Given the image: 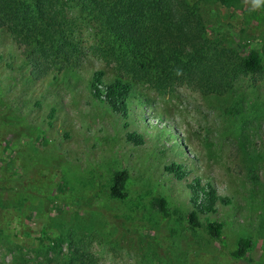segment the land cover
I'll return each mask as SVG.
<instances>
[{
	"label": "rangeland",
	"instance_id": "rangeland-1",
	"mask_svg": "<svg viewBox=\"0 0 264 264\" xmlns=\"http://www.w3.org/2000/svg\"><path fill=\"white\" fill-rule=\"evenodd\" d=\"M188 1L224 59L255 48L264 62V0ZM67 36L83 53L80 67L32 79L21 48L0 29V116L13 112L40 128L18 136V124L0 120V264H73L76 251L89 264H264V75L237 82L245 111L235 116L225 97L185 83L160 94L135 81L122 117L89 90L94 72L104 81L121 72L96 26L78 20ZM171 164L183 166L184 179L165 171ZM118 169L129 174L121 201L108 195ZM197 178L228 200L200 217L223 222L219 240L187 221V185ZM239 238L252 247L235 260Z\"/></svg>",
	"mask_w": 264,
	"mask_h": 264
},
{
	"label": "trees",
	"instance_id": "trees-1",
	"mask_svg": "<svg viewBox=\"0 0 264 264\" xmlns=\"http://www.w3.org/2000/svg\"><path fill=\"white\" fill-rule=\"evenodd\" d=\"M200 15L188 0H0V29H5L21 48L32 79H40V73L50 70L80 67L83 53L67 33L78 20L94 24L108 49L106 58L121 72L108 81H104L102 70L94 72L89 90L95 100L122 117L127 116L135 81L156 88L160 94L185 83L203 94L225 97L224 109L231 116L244 113L245 98L242 92H234L239 89L235 85L241 77L263 76L264 62L255 48L238 54L234 61L224 59L223 50L217 53L218 48L205 39ZM0 120L18 124V136L40 134V128L25 124L16 113L5 112ZM126 139L136 145L143 143L136 133H128ZM165 171L177 180L186 175L183 166L177 164L166 166ZM128 180L125 169L116 170L108 195L125 200ZM33 187L40 199V188ZM187 188L190 210L186 218L190 227L203 228L210 238L219 240L223 222H204L200 217L214 216L218 204H227V198L198 178ZM158 203L161 212L167 213L166 199L159 198ZM251 247L250 239L239 238L230 256L242 259ZM71 261L89 264L78 251Z\"/></svg>",
	"mask_w": 264,
	"mask_h": 264
}]
</instances>
